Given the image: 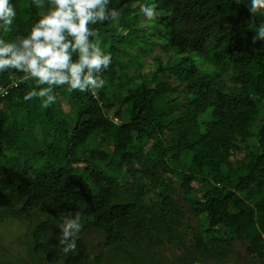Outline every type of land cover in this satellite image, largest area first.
Masks as SVG:
<instances>
[{
	"label": "trees",
	"instance_id": "1",
	"mask_svg": "<svg viewBox=\"0 0 264 264\" xmlns=\"http://www.w3.org/2000/svg\"><path fill=\"white\" fill-rule=\"evenodd\" d=\"M12 2L6 40L46 11ZM151 2L111 0L119 21L93 26L113 58L95 95L60 87L43 109L23 99L32 79L0 73V226L32 221L17 239L24 264H111L106 250L121 264H236L235 242L264 264V10L155 0L146 21ZM75 213L83 228L65 254L59 224Z\"/></svg>",
	"mask_w": 264,
	"mask_h": 264
},
{
	"label": "clouds",
	"instance_id": "2",
	"mask_svg": "<svg viewBox=\"0 0 264 264\" xmlns=\"http://www.w3.org/2000/svg\"><path fill=\"white\" fill-rule=\"evenodd\" d=\"M111 0H32L46 11L31 25L27 35L12 40L0 38V73L15 70L23 79H32L35 87L27 91L25 101L38 99L40 107L57 102L56 90L66 87L93 95L105 87L101 73L112 64V54L103 47L97 24L118 22L120 11L109 7ZM254 16L264 10V0H250L247 5ZM146 21L160 15L153 2L140 9ZM17 20L12 0H0V33H11ZM120 31L126 32L121 28ZM254 39L264 41V23L256 27ZM60 244L67 254L76 251V239L83 228L80 213L61 217Z\"/></svg>",
	"mask_w": 264,
	"mask_h": 264
},
{
	"label": "rangeland",
	"instance_id": "3",
	"mask_svg": "<svg viewBox=\"0 0 264 264\" xmlns=\"http://www.w3.org/2000/svg\"><path fill=\"white\" fill-rule=\"evenodd\" d=\"M157 54H161L158 53ZM32 221L20 222L12 221L0 226V264H24L28 257V249L26 246L20 244L17 239H21L28 233V229L31 227ZM30 226V227H29ZM191 241L193 237H189ZM101 236L97 233L89 234V243L92 244L95 252L98 251V244L95 242L101 240ZM190 240H188L189 242ZM190 243V242H189ZM233 247L234 254H231L229 260L234 261L236 264H255V261L251 259L250 252L248 251V246L241 242H235ZM5 248L6 254H11L12 257L2 255L1 249ZM165 257L168 259L175 258L176 256L181 255L175 247L166 246L163 248ZM114 251L106 250V256L109 257L111 264H121L122 257H110V254H113ZM5 254V255H6ZM24 261V262H23ZM261 263L259 260L256 261ZM62 264V263H60ZM257 264V263H256Z\"/></svg>",
	"mask_w": 264,
	"mask_h": 264
},
{
	"label": "built area",
	"instance_id": "4",
	"mask_svg": "<svg viewBox=\"0 0 264 264\" xmlns=\"http://www.w3.org/2000/svg\"><path fill=\"white\" fill-rule=\"evenodd\" d=\"M5 95H7V91H5V92L2 93V96H5Z\"/></svg>",
	"mask_w": 264,
	"mask_h": 264
}]
</instances>
